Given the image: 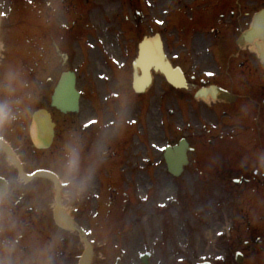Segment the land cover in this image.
I'll use <instances>...</instances> for the list:
<instances>
[{
    "label": "rangeland",
    "instance_id": "obj_1",
    "mask_svg": "<svg viewBox=\"0 0 264 264\" xmlns=\"http://www.w3.org/2000/svg\"><path fill=\"white\" fill-rule=\"evenodd\" d=\"M20 4L22 8L18 7ZM190 6L191 0L180 3L178 0H0L3 14L0 62L23 63L39 87H56L60 75L67 70L77 73V86L82 93L79 118L84 125L98 123L94 126L98 138L110 140L105 161L116 159L115 165L105 166L101 175L96 172L86 194L79 198V223L91 232V238L96 234L107 238L104 214L110 210L114 189L119 188L130 201L124 213V228L132 252L138 246V252L144 251L152 235L162 230L169 240L175 232L179 244L181 238L190 237L195 243L193 249L203 239L209 249L206 256L214 259V252L220 247L212 239L226 237L219 233L232 220L235 211L232 199L238 190L223 183L221 174L200 172L191 164L182 176L173 177L165 163L164 149L168 142L177 143L183 136L188 120L192 121L194 133L204 131L203 142L214 141L220 136L214 134L221 117L211 111L199 115V119L187 112L182 114L175 90L161 75H155L148 92L134 93L130 87L131 63L137 57L140 39L160 33L170 60L184 69L192 87H222L242 94L244 104L250 102L249 96L264 90V64L251 55L245 56L249 50L238 57L240 46L225 38L227 29L219 21L211 28L201 25L190 31L180 28L182 18L194 21ZM56 27L63 28L61 34L73 30L79 37L74 39L67 66L58 69L57 74H50L47 62L53 60L54 49L49 37L57 33ZM129 31H137L139 35L134 39ZM55 64L60 65L59 59ZM242 69L249 73L244 74ZM239 87L246 88L241 91ZM249 87H254V91ZM255 127L262 151L264 135L260 127ZM252 137L256 138L254 134ZM249 141L248 134L237 137L238 152ZM256 150L259 149L255 148L253 156ZM113 152L121 153L122 165L120 158L112 157ZM233 158L234 155L227 156L230 162ZM175 200L180 201L179 206L171 205ZM100 211V217L95 216ZM176 212L179 214L173 216ZM197 227L201 233L207 231L209 239L204 234L194 237L198 235L194 233ZM182 245L176 249L180 255H195ZM163 252L169 259L172 252Z\"/></svg>",
    "mask_w": 264,
    "mask_h": 264
},
{
    "label": "flooded vegetation",
    "instance_id": "obj_2",
    "mask_svg": "<svg viewBox=\"0 0 264 264\" xmlns=\"http://www.w3.org/2000/svg\"><path fill=\"white\" fill-rule=\"evenodd\" d=\"M184 1L188 0H178L179 3ZM190 9L193 11L194 21H184L185 19L182 18L184 15L180 17L183 22L179 24V27L185 31L196 25L211 28L219 21V24L227 29L224 31L225 38L229 39L231 43L238 44L242 38L256 37L254 31H251L256 23H259L264 29V0H191ZM49 38L52 47L58 42L63 45L60 52L55 49V55L49 62L48 68L50 74L52 72L59 73L58 69L66 66L69 59V55L65 51L68 50L66 44L69 43V38L66 36L57 37V35H52ZM256 48L257 50L247 47L240 48L238 57L243 55V51L249 50L245 56L251 55V58L260 60L259 48L257 46ZM57 58L61 63L55 66ZM39 88V103L34 107L27 120L18 123L5 133H0V140L10 146V155L0 146V187L7 186L17 179L24 181L16 195V211L24 218L30 229L39 232L42 236H47L59 228L54 222V210L57 206L56 182L61 188L62 207L79 224V198L71 202L64 198V193L72 191L78 180L77 177L64 171L59 160L67 134L74 131L83 138L85 143L84 167L91 163L94 145L100 138H98V133L93 125L84 126L79 118V112L64 113L53 106L57 87ZM244 88L246 87H239L241 91ZM249 88L254 91V87ZM199 90L197 87H190L183 94L185 99L182 100L187 102L190 107L187 111L189 115L199 119V115L203 116L209 111L221 114L223 130H226L231 128L226 122L227 118L237 114V117L244 118L247 124L251 123L253 127L257 124L261 133L264 134V90L249 96L248 104H244L242 94H236L235 103L214 102L210 107L204 102H198L199 99L195 97V93ZM176 94L179 95L178 92ZM190 97L195 99V104L193 98L189 99ZM177 99V103H180V98ZM197 105H202V107ZM244 106H247V111H242ZM34 123L38 129V143L32 136ZM241 124H243L242 121L237 125ZM235 125L232 124L233 127ZM42 127L46 129L45 137L41 131ZM205 129L206 127L203 125L202 130ZM203 135L204 131L193 132V124L192 126L187 125L184 136L192 149L191 165L197 167V170L208 168L209 172H222V180L226 184L236 185L239 192L235 197V211L232 212L230 224L232 227L228 228V231L225 229L226 237L217 241L220 249L214 252L215 258L211 259V256H206L209 249L203 239L196 243V249H193L195 243H190L189 248L192 250L189 252L195 253V255H180L176 250L173 251L175 247L177 249L180 239L173 234L170 240L168 238L163 240L161 230H158V235L156 233L154 236L152 235L151 243L145 245L144 251L138 252L140 251V246H138L136 251L132 252L131 242L128 243L124 228V213L127 210L128 200L116 194L113 196L109 212L105 215L107 238L104 239L99 234H96L95 238H91L90 231L87 234L93 246L92 264H128V261L130 264H264V150L253 158H249L247 154L236 156L232 163L227 161L226 156L234 154L237 150L234 129L230 132H222L218 138L214 141L209 140L208 143L203 142ZM20 143L25 147L19 146ZM203 148L206 150H202ZM207 148L219 151L224 160L216 153H207ZM210 162L216 163L210 166L208 165ZM20 164L24 175L21 174ZM112 165L102 164L104 167ZM41 169L55 174L57 179L53 181L47 177L30 178ZM259 189H262V195L259 194ZM63 231L65 237L59 255V264H79L84 252L81 237L79 233ZM201 231V228L197 227L194 233H198V235H194V237L197 238L204 234L209 238L207 232L201 233ZM182 242L187 243V240L183 238ZM165 246L168 248V252L173 251L168 260L163 254ZM147 253H149V259L145 263L143 256Z\"/></svg>",
    "mask_w": 264,
    "mask_h": 264
},
{
    "label": "clouds",
    "instance_id": "obj_3",
    "mask_svg": "<svg viewBox=\"0 0 264 264\" xmlns=\"http://www.w3.org/2000/svg\"><path fill=\"white\" fill-rule=\"evenodd\" d=\"M39 100V85L23 63L0 62V133L26 121ZM242 111H247L246 106ZM109 143L107 138L96 142L91 163L85 169L83 138L74 131L67 134L59 160L64 171L78 180L72 191L64 193L66 201L71 202L86 194L99 165L109 155ZM23 184L22 179H17L0 187V264H59L65 232L57 228L49 235L42 236L29 228L16 211V195Z\"/></svg>",
    "mask_w": 264,
    "mask_h": 264
},
{
    "label": "water",
    "instance_id": "obj_4",
    "mask_svg": "<svg viewBox=\"0 0 264 264\" xmlns=\"http://www.w3.org/2000/svg\"><path fill=\"white\" fill-rule=\"evenodd\" d=\"M0 19H1V15H0ZM148 44L150 45V43H144V45H142L143 51H144V47L146 49ZM158 56L160 59V64L155 66V68L156 69L159 68L160 70H162L170 83L176 86H180V87H187L182 71L180 69L173 68L172 65L167 61L166 56L161 47V44H160ZM148 67H149L148 69L151 68V66H148ZM148 72L150 71L148 70ZM176 73L180 75L181 80H177L171 77V75L176 74ZM150 84H151V77L149 74L146 82L142 86H138L136 84L135 88L138 91H143L147 87H149ZM58 87H59V90H58V96L56 98V104L59 105V107L62 108L63 110H76L78 93L76 92V89H75L76 87L75 74L74 73L65 74L63 78L61 79V82ZM187 148H188L187 143L183 141L180 147H176L174 149L169 148L167 150L165 158H166V161L169 167V171L173 175H176V176L181 175L184 165L187 164V155H186ZM38 174L43 175V174H46V172H39ZM56 221L61 227H66V228L74 227L69 217L67 216L62 217L61 214H59L58 212H56ZM85 242L87 244V249H86L84 259H83V263L85 261L87 262L91 254V246L86 239H85Z\"/></svg>",
    "mask_w": 264,
    "mask_h": 264
},
{
    "label": "bare ground",
    "instance_id": "obj_5",
    "mask_svg": "<svg viewBox=\"0 0 264 264\" xmlns=\"http://www.w3.org/2000/svg\"><path fill=\"white\" fill-rule=\"evenodd\" d=\"M144 54H146L145 57L142 60L144 68L141 69V67L139 66L136 69L137 77H139V79L137 80L138 85H141V84L143 85L146 82L147 76H148L146 73H144V76H141V74H142L141 71L146 72L148 70V68H149L148 67L149 65L151 66V68H155V66L158 65L156 63V61L159 62V60H158L159 57H158V46H157V43L153 42L151 45H149L147 47V49L144 51ZM156 70L158 72V69H156ZM171 77L174 78V79L180 80V75L178 73L171 75ZM198 95H201V98L209 101L211 99H216L217 96H218V93H217V91H215L213 89H210L209 91H207L206 89H203V90H201L199 92ZM35 133H36V130L34 129V134Z\"/></svg>",
    "mask_w": 264,
    "mask_h": 264
},
{
    "label": "snow or ice",
    "instance_id": "obj_6",
    "mask_svg": "<svg viewBox=\"0 0 264 264\" xmlns=\"http://www.w3.org/2000/svg\"><path fill=\"white\" fill-rule=\"evenodd\" d=\"M209 75H212V73H209ZM90 126V125H89Z\"/></svg>",
    "mask_w": 264,
    "mask_h": 264
}]
</instances>
